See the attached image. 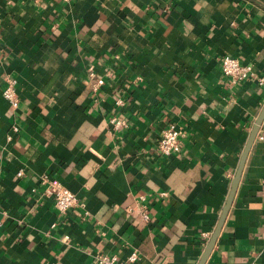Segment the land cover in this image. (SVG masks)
Returning a JSON list of instances; mask_svg holds the SVG:
<instances>
[{"label": "crops", "instance_id": "1", "mask_svg": "<svg viewBox=\"0 0 264 264\" xmlns=\"http://www.w3.org/2000/svg\"><path fill=\"white\" fill-rule=\"evenodd\" d=\"M0 17V264H197L264 104L220 59L264 76V0H0ZM43 175L76 205L59 212ZM204 264H264V119Z\"/></svg>", "mask_w": 264, "mask_h": 264}, {"label": "built area", "instance_id": "2", "mask_svg": "<svg viewBox=\"0 0 264 264\" xmlns=\"http://www.w3.org/2000/svg\"><path fill=\"white\" fill-rule=\"evenodd\" d=\"M1 23V17H0ZM220 69L224 75L231 76L236 80H245V79H255L259 84L264 83V76L258 74L251 64L242 63L236 57L230 55H223L220 59ZM90 76L94 77L93 67L89 68ZM103 84L102 79H97L93 85V88L96 89L98 86ZM2 95L8 101L12 109H16L19 103V98L16 90V81L15 79L9 78L6 80L4 87L2 88ZM116 104H123L121 99L116 101ZM110 123L114 128H119L126 126V121L117 117H112ZM13 133L18 132V127H13ZM184 136V131L181 127L175 125L174 123L167 124L161 131L160 136L157 141V149L162 156H169L175 151H178L181 140ZM261 138V136H259ZM8 140L12 139V134L7 136ZM23 174V170L20 169L17 172V176ZM40 182L44 184L43 195L45 197H50L53 199L54 205L59 212H66L70 208L76 205L77 197L76 195L69 190L68 188L61 185L59 182L51 179L47 175H43L40 178ZM142 218L147 220L148 214L144 210L142 212ZM205 239H208L210 236L209 232L202 233ZM65 239L68 238L67 235L64 236ZM137 259V253L134 251L128 256L130 262H134ZM94 264H118V258L116 255H107L98 253L95 254L93 259Z\"/></svg>", "mask_w": 264, "mask_h": 264}, {"label": "water", "instance_id": "3", "mask_svg": "<svg viewBox=\"0 0 264 264\" xmlns=\"http://www.w3.org/2000/svg\"><path fill=\"white\" fill-rule=\"evenodd\" d=\"M263 119H264V104H263L261 110L259 111V114L257 115V117H256V119L252 125L251 131L249 132V136H248L247 141L244 145V148L241 152V156L239 159L237 169H236L234 176L232 178V181H231L230 191H229V194L227 196L226 202L222 208V211H221V214H220L219 219L217 221V224L215 225V227H214V229H213V231H212V233H211V235H210V237H209V239L205 245L204 251L201 254V257L199 258V261L197 262V264H204L205 263L207 257L209 256L211 249L213 248V246L215 244L217 236L219 235V232L221 230V227L223 225V222L225 220L227 212L230 208V205H231L234 193L236 191L237 184L239 182L247 154L249 152V149H250L253 141L255 140V138L257 136V133L259 131V127H260Z\"/></svg>", "mask_w": 264, "mask_h": 264}]
</instances>
